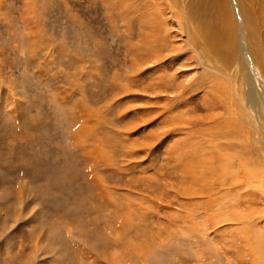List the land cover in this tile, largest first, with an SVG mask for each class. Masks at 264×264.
<instances>
[{
    "label": "rangeland",
    "instance_id": "obj_1",
    "mask_svg": "<svg viewBox=\"0 0 264 264\" xmlns=\"http://www.w3.org/2000/svg\"><path fill=\"white\" fill-rule=\"evenodd\" d=\"M238 1L0 0V264H264V0L256 50ZM225 3L229 67L190 14Z\"/></svg>",
    "mask_w": 264,
    "mask_h": 264
},
{
    "label": "bare ground",
    "instance_id": "obj_2",
    "mask_svg": "<svg viewBox=\"0 0 264 264\" xmlns=\"http://www.w3.org/2000/svg\"><path fill=\"white\" fill-rule=\"evenodd\" d=\"M252 2L253 3H250V2L247 3L244 0H239L238 4H239L241 12H242V16H243L242 19L245 21V24L247 27V36L246 37H247V41L249 43V47L250 48L253 47L255 49L258 46L256 44H254V41H255L254 39L258 34H261L262 23H259V21H258L260 11H258V9H256V8H254V1L252 0ZM190 14H192L193 17L199 19L200 23H197L196 27H199L198 28L199 34H201V36L204 38V40L209 45L210 57H214L216 60L223 61L226 64V66L229 67L231 62L234 59V54L236 53V51L239 47L238 46L239 43L237 40L238 21H237V19H234L232 17V10H231V7L229 6V4H227V3H225V5L220 4L217 7H214L211 11H209V10L205 11L204 9L200 10V9L195 8L194 10H191ZM207 15H208V17H206ZM203 16H205V17L202 18ZM190 45H191V43H190ZM261 46H262V44H259V47H261ZM259 47H258V49H260ZM256 59H263L264 60V56H263V58L262 57L259 58V56H256ZM164 61H165V59H164ZM169 65H171V64H169ZM262 65L264 66V62ZM219 81L220 80L218 79L217 83ZM170 85H172V84H170ZM171 88H172V86H171ZM185 89H186V86L183 85V90H185ZM185 91H187V90H185ZM234 92L237 94L239 91L237 92V90H234ZM243 93H245V92H243ZM253 93L255 95H253ZM221 94H222L223 98L226 99V96H225L226 93L222 92ZM252 95H253L252 100H253L254 104H257L258 103V100H257L258 96L256 95L254 88L253 89L251 88V91L249 94V99H251ZM227 98H230L229 95L227 96ZM218 99H221V95L218 97ZM230 99H232V97Z\"/></svg>",
    "mask_w": 264,
    "mask_h": 264
}]
</instances>
